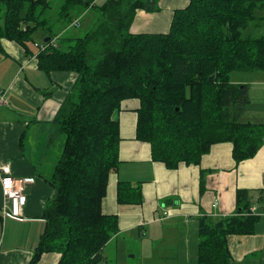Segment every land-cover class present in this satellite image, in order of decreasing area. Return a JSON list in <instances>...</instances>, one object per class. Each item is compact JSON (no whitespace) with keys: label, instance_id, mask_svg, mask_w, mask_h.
<instances>
[{"label":"trees","instance_id":"16d2710c","mask_svg":"<svg viewBox=\"0 0 264 264\" xmlns=\"http://www.w3.org/2000/svg\"><path fill=\"white\" fill-rule=\"evenodd\" d=\"M49 1L0 0V40L29 56ZM94 1L63 0V18L79 22L91 10V27L69 43L58 34V45L36 55L40 71L77 77L52 121L64 142L47 180L53 196L43 208L45 227L28 264L45 253L58 254L57 264L102 261L101 250L118 233V217L103 214L102 201L120 165L114 115L125 101L139 104L135 139L149 144L152 161L167 169L198 166L221 143L232 145L238 165L264 145V124L239 121L248 86L231 82L234 72H264V36L243 33L250 23L263 25L264 0H189L174 11L168 33L136 35L129 29L146 0ZM47 37L50 43L57 35ZM116 202L141 205L140 185L117 182ZM235 207L231 216L198 220L196 264H231L228 237L254 233L259 218L248 213L249 191H236Z\"/></svg>","mask_w":264,"mask_h":264},{"label":"crops","instance_id":"0c3cea01","mask_svg":"<svg viewBox=\"0 0 264 264\" xmlns=\"http://www.w3.org/2000/svg\"><path fill=\"white\" fill-rule=\"evenodd\" d=\"M106 1L95 0L94 5L101 6ZM188 4L189 0H155L152 12L136 10L129 33L166 34L174 11ZM91 12L87 11L86 15ZM86 24L88 30L91 20L87 18ZM251 35L264 36V23ZM33 48L30 47L27 56L17 43L0 40V91L4 96V103L0 104V165L8 163L15 179H32L24 184L26 205L18 218L2 216L0 187V264H28L44 230L43 208L53 196L47 180L63 147L59 137L58 151L51 152L49 144L54 137L50 130L55 114L77 77L71 71L49 74L40 71L36 57L39 50ZM231 82L248 86L249 105L239 121L264 124V72H234ZM122 107L114 115L121 137L120 165L110 176L102 201L103 214L118 217V233L109 242L161 223L181 232L182 263L190 264L195 260L196 264L198 220L233 215L236 191L240 189L249 191L251 208L255 209L259 221L252 235L228 237L231 264H264V145L252 159L238 165L231 156L232 145L221 143L212 146L198 166L180 163L177 169H167L163 163L152 161L149 144L135 139L138 101L127 100ZM28 131L32 143L24 136L16 140V135ZM53 154L56 160L48 167H40L42 156L52 159ZM201 170L205 173L200 185ZM119 181L140 185L141 205L117 204L116 184ZM215 199L218 206L214 208ZM189 233L195 236L192 243L188 240ZM57 261L58 254L45 253L37 264H57Z\"/></svg>","mask_w":264,"mask_h":264},{"label":"rangeland","instance_id":"374dc122","mask_svg":"<svg viewBox=\"0 0 264 264\" xmlns=\"http://www.w3.org/2000/svg\"><path fill=\"white\" fill-rule=\"evenodd\" d=\"M63 4V0H50L49 8L43 14L46 19L44 27H41L32 34V47L41 46L47 36L51 32L53 35H57L54 40L58 45L59 38L62 36L64 42L69 43L70 38L80 37L87 31L86 16L79 18L80 23H72L69 18H63L60 5ZM91 14V13H90ZM89 18H91V15ZM71 16L75 17L72 13ZM90 20V19H88ZM64 24H69L68 28L64 32ZM79 24V25H78ZM258 25L250 23L248 28L243 32L245 35L252 36V31L257 28ZM63 31V32H62ZM61 32V33H60ZM37 51L38 48H33ZM245 73V72H239ZM244 75V74H243ZM51 134L54 137L53 143H50L51 152L58 151L59 137L64 142V136L58 134L57 127L52 125ZM24 136L26 141L32 139L31 133L16 135V140L21 139ZM32 143V140L30 141ZM55 155H52V159L46 155L42 156L40 167H48L51 161L56 160ZM8 164V163H6ZM32 164V163H31ZM181 232H177V229H168L167 225L157 224L152 228L149 226L144 227L141 232L135 231L126 236H119L108 242L101 250L102 261L98 264H183V250L182 239L179 237ZM188 240L192 243L194 235L187 234ZM199 242V241H198ZM190 264H195V260Z\"/></svg>","mask_w":264,"mask_h":264},{"label":"built area","instance_id":"2783aa9c","mask_svg":"<svg viewBox=\"0 0 264 264\" xmlns=\"http://www.w3.org/2000/svg\"><path fill=\"white\" fill-rule=\"evenodd\" d=\"M78 23V22H75ZM55 45V41L50 43H44L41 46H36L39 51L49 49ZM4 103V96L0 91V104ZM30 180H18L11 176L10 165H0V187L2 193V206L1 212L3 217L18 218L22 214V210L26 205V195L24 194V184ZM218 206V200L215 199L212 203V207ZM248 213L255 215V209L250 208Z\"/></svg>","mask_w":264,"mask_h":264},{"label":"water","instance_id":"95a60500","mask_svg":"<svg viewBox=\"0 0 264 264\" xmlns=\"http://www.w3.org/2000/svg\"><path fill=\"white\" fill-rule=\"evenodd\" d=\"M154 2H155V0H146V1L144 2V8H143V9H144L146 12H152V11H153V4H154ZM49 39H50V38H46V39L44 40V43L48 42Z\"/></svg>","mask_w":264,"mask_h":264},{"label":"bare ground","instance_id":"6f19581e","mask_svg":"<svg viewBox=\"0 0 264 264\" xmlns=\"http://www.w3.org/2000/svg\"><path fill=\"white\" fill-rule=\"evenodd\" d=\"M77 22V21H76ZM79 23V22H78Z\"/></svg>","mask_w":264,"mask_h":264}]
</instances>
